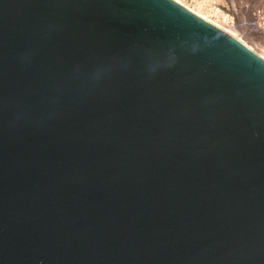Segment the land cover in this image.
Listing matches in <instances>:
<instances>
[{"label": "water", "instance_id": "obj_1", "mask_svg": "<svg viewBox=\"0 0 264 264\" xmlns=\"http://www.w3.org/2000/svg\"><path fill=\"white\" fill-rule=\"evenodd\" d=\"M0 264H264V58L177 0H0Z\"/></svg>", "mask_w": 264, "mask_h": 264}, {"label": "rangeland", "instance_id": "obj_2", "mask_svg": "<svg viewBox=\"0 0 264 264\" xmlns=\"http://www.w3.org/2000/svg\"><path fill=\"white\" fill-rule=\"evenodd\" d=\"M218 3L227 14V19L218 23L233 29L247 45L264 57V0H218Z\"/></svg>", "mask_w": 264, "mask_h": 264}, {"label": "built area", "instance_id": "obj_3", "mask_svg": "<svg viewBox=\"0 0 264 264\" xmlns=\"http://www.w3.org/2000/svg\"><path fill=\"white\" fill-rule=\"evenodd\" d=\"M180 3L184 4L194 12H197L195 9L200 10L205 13L208 17L212 18V21L224 20L220 13H223L224 10L222 6L218 3V0H177ZM198 13V12H197Z\"/></svg>", "mask_w": 264, "mask_h": 264}, {"label": "bare ground", "instance_id": "obj_4", "mask_svg": "<svg viewBox=\"0 0 264 264\" xmlns=\"http://www.w3.org/2000/svg\"><path fill=\"white\" fill-rule=\"evenodd\" d=\"M197 12V14H199L200 16H202L203 18H206V19H208V20H210V21H212V18H210V17H208L205 13H203V12H201L200 10H198V9H195ZM221 14V16L223 17V19L224 20H226L227 19V14H225L224 12L223 13H220ZM226 17V18H225ZM229 21V20H228ZM212 22H215L216 24H218L219 26H221L222 28H224L226 31H228L229 33H231L232 35H234L235 37H237L238 39H240V40H242L243 41V39L241 38V36H239L237 33H235L234 31H233V29L231 30V29H229V28H227V27H223L222 25H220L218 22H216V21H212ZM244 42V41H243ZM251 48V47H250ZM255 51V50H254ZM260 54V53H259ZM263 57V56H262ZM264 58V57H263Z\"/></svg>", "mask_w": 264, "mask_h": 264}]
</instances>
